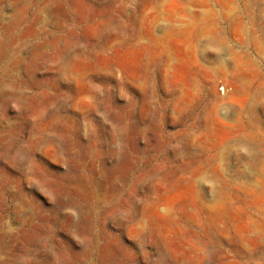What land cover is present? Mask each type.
I'll return each mask as SVG.
<instances>
[{"label": "rangeland", "instance_id": "374dc122", "mask_svg": "<svg viewBox=\"0 0 264 264\" xmlns=\"http://www.w3.org/2000/svg\"><path fill=\"white\" fill-rule=\"evenodd\" d=\"M0 264H264V0H0Z\"/></svg>", "mask_w": 264, "mask_h": 264}]
</instances>
